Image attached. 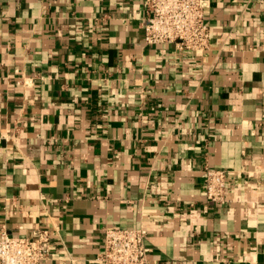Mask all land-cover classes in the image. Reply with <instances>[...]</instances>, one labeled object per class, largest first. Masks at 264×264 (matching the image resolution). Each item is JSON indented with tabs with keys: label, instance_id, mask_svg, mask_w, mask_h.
I'll list each match as a JSON object with an SVG mask.
<instances>
[{
	"label": "crops",
	"instance_id": "obj_1",
	"mask_svg": "<svg viewBox=\"0 0 264 264\" xmlns=\"http://www.w3.org/2000/svg\"><path fill=\"white\" fill-rule=\"evenodd\" d=\"M202 54L144 43V0H0V232L97 264H264V0H209ZM225 171V203L203 169Z\"/></svg>",
	"mask_w": 264,
	"mask_h": 264
},
{
	"label": "built area",
	"instance_id": "obj_2",
	"mask_svg": "<svg viewBox=\"0 0 264 264\" xmlns=\"http://www.w3.org/2000/svg\"><path fill=\"white\" fill-rule=\"evenodd\" d=\"M209 0H144L146 19L144 43L174 45L180 51L202 55L210 48V34L204 10ZM206 200L215 205L225 203L228 174L205 166L203 169ZM148 231L110 228L104 230L103 251L97 264H150L146 246ZM31 238L0 232V264H43L52 257L54 234L38 229Z\"/></svg>",
	"mask_w": 264,
	"mask_h": 264
}]
</instances>
